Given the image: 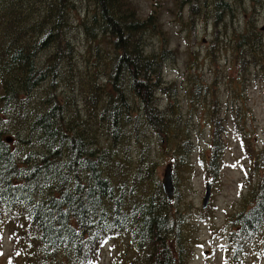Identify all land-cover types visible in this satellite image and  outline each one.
Returning <instances> with one entry per match:
<instances>
[{"label":"trees","instance_id":"1","mask_svg":"<svg viewBox=\"0 0 264 264\" xmlns=\"http://www.w3.org/2000/svg\"><path fill=\"white\" fill-rule=\"evenodd\" d=\"M92 2L81 26L90 38L105 39L109 51L90 73H81L65 29L68 0H0V222L13 233L12 244L23 238L32 248L28 264H95L105 242L124 237L132 250L129 264H185L181 232L188 215L177 202V175L191 174L193 143L173 102L162 108L157 97L171 94L161 74L170 50L144 45L158 16L152 10L139 15L130 1L127 14L124 0ZM213 10L218 22L227 2L215 0ZM234 35L237 60L245 68L255 65L262 31L250 24ZM58 87L72 94L59 96ZM140 123L170 157L171 201L155 163L141 152L131 160ZM210 128L203 171L214 181L224 129L215 118ZM263 152H255L250 169L256 178L251 173L239 208L227 215L232 264H243V248L264 227Z\"/></svg>","mask_w":264,"mask_h":264},{"label":"rangeland","instance_id":"2","mask_svg":"<svg viewBox=\"0 0 264 264\" xmlns=\"http://www.w3.org/2000/svg\"><path fill=\"white\" fill-rule=\"evenodd\" d=\"M68 1L71 7L65 29L74 47V60L81 73H90L94 63L106 60L109 50L105 39L97 35L90 38L81 26V19L94 8L92 0ZM128 1L139 15L152 10L158 16V28L144 35V45L151 50L163 44L170 50L161 74L171 94L157 97L162 108H166L168 100L173 102L180 128L192 138L191 174L187 169L177 175V202L188 215L181 232L186 246L185 264H232L227 215L239 208L251 178L250 167L258 157L255 152L264 148V0H224L228 10L221 13L218 22H214L215 0H124L125 5H121L125 7L124 14L132 8ZM250 24L262 31V47L259 61L245 68L236 58L233 38L234 33ZM45 54L46 51L40 53V57ZM55 92L59 96L72 94L62 87ZM212 118L219 119L224 129L222 166L214 181L205 177L203 171ZM144 128L140 123L138 143L130 146L131 160L141 152L155 163L154 174L160 179L170 157L162 153L163 144L160 145L155 134ZM7 136L13 141L11 133L7 132ZM25 144L17 140L15 146L23 148ZM261 157L264 160V152ZM252 174L255 179L257 172ZM206 180L211 181L210 195L201 207ZM16 221L21 229L22 221ZM10 238L13 233L5 231L0 222V264H28L34 254L32 248L23 238H18L16 244ZM259 247L264 248V227L260 238L243 248V264H264V251L259 252ZM131 256L126 237L119 238L117 244L112 239L104 244L96 263L129 264Z\"/></svg>","mask_w":264,"mask_h":264},{"label":"water","instance_id":"3","mask_svg":"<svg viewBox=\"0 0 264 264\" xmlns=\"http://www.w3.org/2000/svg\"><path fill=\"white\" fill-rule=\"evenodd\" d=\"M160 184L166 199L170 201L174 193V184L172 181V170L170 163L165 164V167L162 172V176L160 178ZM209 195H210V182L207 181L205 182V189L201 201V207H204L206 205Z\"/></svg>","mask_w":264,"mask_h":264}]
</instances>
